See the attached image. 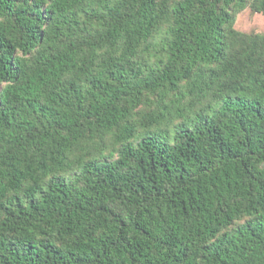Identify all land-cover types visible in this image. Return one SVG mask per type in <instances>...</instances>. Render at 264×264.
I'll list each match as a JSON object with an SVG mask.
<instances>
[{"label": "trees", "instance_id": "16d2710c", "mask_svg": "<svg viewBox=\"0 0 264 264\" xmlns=\"http://www.w3.org/2000/svg\"><path fill=\"white\" fill-rule=\"evenodd\" d=\"M264 0H0V264H264Z\"/></svg>", "mask_w": 264, "mask_h": 264}, {"label": "rangeland", "instance_id": "374dc122", "mask_svg": "<svg viewBox=\"0 0 264 264\" xmlns=\"http://www.w3.org/2000/svg\"><path fill=\"white\" fill-rule=\"evenodd\" d=\"M234 28L243 33H259L264 35V15L246 9L236 15Z\"/></svg>", "mask_w": 264, "mask_h": 264}]
</instances>
